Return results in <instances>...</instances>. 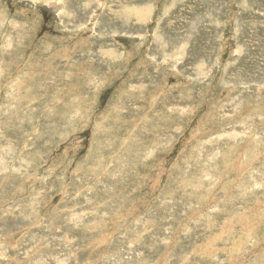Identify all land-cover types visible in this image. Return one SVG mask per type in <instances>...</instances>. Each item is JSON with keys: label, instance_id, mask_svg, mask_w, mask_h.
Here are the masks:
<instances>
[{"label": "rangeland", "instance_id": "rangeland-1", "mask_svg": "<svg viewBox=\"0 0 264 264\" xmlns=\"http://www.w3.org/2000/svg\"><path fill=\"white\" fill-rule=\"evenodd\" d=\"M0 264H264V0H0Z\"/></svg>", "mask_w": 264, "mask_h": 264}]
</instances>
